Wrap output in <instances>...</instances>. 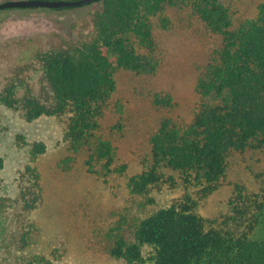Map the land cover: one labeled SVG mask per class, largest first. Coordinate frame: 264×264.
<instances>
[{"label":"trees","instance_id":"16d2710c","mask_svg":"<svg viewBox=\"0 0 264 264\" xmlns=\"http://www.w3.org/2000/svg\"><path fill=\"white\" fill-rule=\"evenodd\" d=\"M100 3L91 15V30L36 53L31 70L45 93L34 95L18 81L17 71L0 84V105L25 121L55 118L68 147L57 168L70 171L83 153L85 172L117 191L119 185L110 182L123 178L127 169L116 145L124 107L113 99L117 76L157 75L163 52L156 32L170 30L171 16L185 13L189 25L195 23L211 43L207 61L197 66L198 104L187 120H160L141 170L126 178L120 194L113 192L119 205L97 242L124 264H264V171L247 167L251 175L237 170L231 177L237 158L264 156V2L236 27L228 0ZM150 102L166 110L176 105L167 91L153 92ZM110 114L115 122L108 120ZM16 145L27 146L19 179L27 184L22 207L31 212L42 202L37 163L45 146L21 136ZM224 186L230 192L222 207L204 213L208 198ZM35 235L37 225L28 221L19 249ZM26 263L53 261L36 255Z\"/></svg>","mask_w":264,"mask_h":264},{"label":"rangeland","instance_id":"374dc122","mask_svg":"<svg viewBox=\"0 0 264 264\" xmlns=\"http://www.w3.org/2000/svg\"><path fill=\"white\" fill-rule=\"evenodd\" d=\"M6 0H0L3 2ZM235 10L232 26L251 17L264 0H228ZM100 2L73 9L10 8L0 10V84L20 71L18 81L34 95L42 96L45 86L32 73L36 53L50 44L74 37L79 31L91 30V15ZM173 14V13H172ZM170 30L156 32L163 52V62L155 76H134L119 73L113 99L123 103V130L117 136L118 155L127 166L123 178L111 181L119 185L109 188L85 172L84 154H80L72 169L62 172L56 163L67 155V143L62 141L61 126L52 117L25 121L18 113L0 105V264H27L26 259L42 256L53 264H124L106 254L97 242V233L113 220L119 205L114 193H121L126 178L139 172L149 154L148 139L160 120L166 116L189 119L198 104L194 92L197 66L204 64L211 50L210 39L185 13L171 16ZM193 24V22H192ZM170 92L175 101L171 110L153 106L150 94ZM110 122L116 118L108 116ZM21 136L27 143L41 141L45 151L38 158V171L43 188L42 202L28 212L22 207L21 192L27 187L19 179V171L27 162V146L16 145ZM233 164L231 177L237 170L251 175L247 167L264 171V156L246 153ZM224 186L207 200L204 213L216 212L229 196ZM28 221L37 225V235L23 250L19 239ZM262 227V226H261Z\"/></svg>","mask_w":264,"mask_h":264},{"label":"water","instance_id":"95a60500","mask_svg":"<svg viewBox=\"0 0 264 264\" xmlns=\"http://www.w3.org/2000/svg\"><path fill=\"white\" fill-rule=\"evenodd\" d=\"M102 0H6L0 2V10L6 8H66L87 5Z\"/></svg>","mask_w":264,"mask_h":264},{"label":"flooded vegetation","instance_id":"af4514ba","mask_svg":"<svg viewBox=\"0 0 264 264\" xmlns=\"http://www.w3.org/2000/svg\"><path fill=\"white\" fill-rule=\"evenodd\" d=\"M6 9H10V8H6ZM3 10V9H2Z\"/></svg>","mask_w":264,"mask_h":264}]
</instances>
